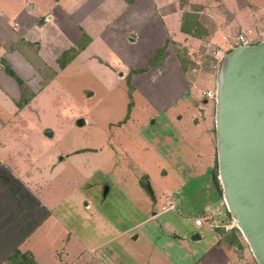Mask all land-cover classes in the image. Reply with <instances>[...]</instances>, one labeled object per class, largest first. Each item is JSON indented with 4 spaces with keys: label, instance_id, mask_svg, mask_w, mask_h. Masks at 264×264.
<instances>
[{
    "label": "rangeland",
    "instance_id": "1",
    "mask_svg": "<svg viewBox=\"0 0 264 264\" xmlns=\"http://www.w3.org/2000/svg\"><path fill=\"white\" fill-rule=\"evenodd\" d=\"M170 2L183 8L190 6L189 0ZM134 5L143 7L139 14L134 13L142 29L141 42L118 48L112 41L109 46L124 61L131 55L144 66L162 45V36L158 21L146 20L153 3L138 1ZM121 21L128 27L129 14ZM126 38L130 40V35ZM95 48L103 49L98 44ZM175 48L215 92L222 56L217 58L216 50L190 53L183 44ZM102 54V61L78 64L80 60L65 72L38 99L27 122L13 123L10 111L0 107L2 132L20 134L24 151L31 147L41 158L35 171L49 183V191L44 192L55 204V216L65 224L66 231L55 234L48 244L52 254L46 253L47 263L202 264L201 258L218 235L226 237L225 245L217 248L229 251L225 256L231 264H255L214 180L218 176L215 99L202 96L200 100L208 98V103L199 108L189 94L178 91L180 79L168 68L134 78L138 90L133 96L129 72L115 67L113 59ZM193 77H189L191 82ZM206 84H200L201 91ZM176 100L171 112L162 116L165 107ZM131 101L137 108L128 115ZM79 120L84 121L83 126H78ZM49 164L56 169H48ZM145 178L153 187L155 200L144 187ZM167 195L177 204L174 210L165 212L169 207ZM155 214L160 215L153 218ZM200 217L205 218L202 227L195 224ZM234 230L244 243L242 249L230 246L227 234ZM196 235L200 239L195 241ZM64 242H68L66 247L72 254L80 250L83 255L79 259L65 257ZM218 259L213 262L219 263Z\"/></svg>",
    "mask_w": 264,
    "mask_h": 264
},
{
    "label": "crops",
    "instance_id": "2",
    "mask_svg": "<svg viewBox=\"0 0 264 264\" xmlns=\"http://www.w3.org/2000/svg\"><path fill=\"white\" fill-rule=\"evenodd\" d=\"M138 1L153 3L154 8L146 20L151 23L157 20L162 36V45L144 66L135 56L130 55L124 61L109 46L112 41L113 47L118 48H129L141 42L142 29L134 13L139 14L142 6L137 8L126 0H0V107L11 112H8L9 119L13 123L27 122L34 107L38 106V99L65 72L80 60L78 64L92 59L102 61V53L113 59L115 67L118 65L129 72L133 96L138 90L134 78L147 71L168 68L180 79L178 91L189 94L202 108L201 104H207L208 98L200 99L207 97L205 93L211 90L210 84L208 80L199 79L195 66L182 58L175 46L183 44L189 52L216 50L215 56L219 58L236 46L235 38L243 32L249 33L252 44L264 39V32L259 33L264 29V0H189V8L170 0L135 2ZM127 14L131 20L128 27L121 21ZM127 35H133L134 41L127 40ZM97 44L102 45L101 51L95 48ZM90 51L93 54L87 57ZM6 66L24 82L26 95L32 94L24 107L19 104L25 91L7 72ZM190 76H194L192 82ZM202 83H207L203 91ZM175 102L178 101L169 103L160 114H169ZM135 108L134 101L132 115ZM3 119L0 111V121ZM3 130L0 129V264H12L10 258L16 251L28 254L35 264H48L46 253L52 254L48 244L55 234L59 236L66 231L65 224L55 216V204L44 192L49 191V183L45 177L39 178L37 174L40 173L35 171L41 158L31 147L24 151L20 134L15 131L3 133ZM90 150L95 152V149ZM48 169L54 171L56 166L49 164ZM167 198L177 204L174 197L167 195ZM159 215L155 214L153 218ZM78 242L77 246H80ZM64 244L65 257L74 255V259H79L83 255L84 251L80 250L72 254L66 247L68 242ZM219 245L224 246L225 240L216 235L214 244L200 260L202 264H215V258L220 259L216 264H231L230 258L225 256L229 251L218 249Z\"/></svg>",
    "mask_w": 264,
    "mask_h": 264
},
{
    "label": "water",
    "instance_id": "3",
    "mask_svg": "<svg viewBox=\"0 0 264 264\" xmlns=\"http://www.w3.org/2000/svg\"><path fill=\"white\" fill-rule=\"evenodd\" d=\"M214 99L216 179L224 206L255 263L264 264V39L236 46L221 58ZM143 184L155 200L149 179Z\"/></svg>",
    "mask_w": 264,
    "mask_h": 264
},
{
    "label": "trees",
    "instance_id": "4",
    "mask_svg": "<svg viewBox=\"0 0 264 264\" xmlns=\"http://www.w3.org/2000/svg\"><path fill=\"white\" fill-rule=\"evenodd\" d=\"M128 3L132 4L134 3L136 0H126ZM188 17H187V23L190 21H188ZM183 30H185L183 28ZM72 52H75V50H73ZM230 52V51H229ZM159 57V56H158ZM66 60V59H65ZM66 62V61H65ZM6 70L7 72L16 78V80L18 81V83L22 86L23 90L25 91L24 92V98L22 99V101L20 102L19 106L20 107H24L28 102L29 100L31 99L32 97V94L30 95H26L28 94L26 88H25V85H24V82L12 71V69L9 67V66H6ZM27 92V93H26ZM132 97V96H131ZM134 106V101H131L129 103V107H128V115L131 114V110ZM128 119V116L127 118L125 119V121ZM216 183H217V186L218 188H220V191H221V187L218 183V180L216 179ZM237 230H234L233 232H231L230 234H227L228 235V239H230V243H231V247L234 246V247H237L238 249H242L244 247V243L242 242L239 234L236 232ZM224 234V233H223ZM230 237V238H229ZM224 238V237H223ZM226 238V237H225ZM224 238V240H226ZM10 262L12 264H35V262L32 260V258L28 255V254H22L21 252L19 251H16L10 258ZM256 264V263H255Z\"/></svg>",
    "mask_w": 264,
    "mask_h": 264
},
{
    "label": "built area",
    "instance_id": "5",
    "mask_svg": "<svg viewBox=\"0 0 264 264\" xmlns=\"http://www.w3.org/2000/svg\"><path fill=\"white\" fill-rule=\"evenodd\" d=\"M243 44H245V45L246 44L247 45L248 44H252L251 39L249 38V33L248 32H246V33L243 32L242 34L238 35L235 38V45L236 46L243 45ZM205 95L208 98H214L215 92L209 91V92L205 93ZM167 203H168L169 207L164 209L165 212H168V211H171V210L175 209L176 204L171 198H167ZM195 224L198 227L203 226L205 224V218L204 217L197 218L195 220Z\"/></svg>",
    "mask_w": 264,
    "mask_h": 264
},
{
    "label": "flooded vegetation",
    "instance_id": "6",
    "mask_svg": "<svg viewBox=\"0 0 264 264\" xmlns=\"http://www.w3.org/2000/svg\"><path fill=\"white\" fill-rule=\"evenodd\" d=\"M216 178H217V177H215L214 180H215V184L217 185V183H216ZM217 187H218V186H217Z\"/></svg>",
    "mask_w": 264,
    "mask_h": 264
}]
</instances>
